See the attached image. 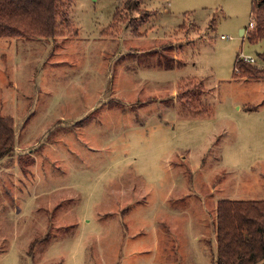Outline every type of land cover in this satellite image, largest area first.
Segmentation results:
<instances>
[{"label": "rangeland", "instance_id": "rangeland-1", "mask_svg": "<svg viewBox=\"0 0 264 264\" xmlns=\"http://www.w3.org/2000/svg\"><path fill=\"white\" fill-rule=\"evenodd\" d=\"M124 1L0 38V264H215L216 202L264 200V79L235 73L262 65L252 0H143L111 26Z\"/></svg>", "mask_w": 264, "mask_h": 264}, {"label": "trees", "instance_id": "trees-1", "mask_svg": "<svg viewBox=\"0 0 264 264\" xmlns=\"http://www.w3.org/2000/svg\"><path fill=\"white\" fill-rule=\"evenodd\" d=\"M74 1L0 0V38H55L63 32L64 7ZM143 6V0L124 1L116 8L111 26L131 21L132 13L141 15ZM250 12L255 16L247 38L254 44L264 41V0H252ZM131 33L144 36L137 28ZM257 57L261 66L243 62L237 55L236 75L264 79V48ZM14 136L13 119L0 116V160L14 152ZM215 210V264H264V200L219 199Z\"/></svg>", "mask_w": 264, "mask_h": 264}, {"label": "built area", "instance_id": "built-area-1", "mask_svg": "<svg viewBox=\"0 0 264 264\" xmlns=\"http://www.w3.org/2000/svg\"><path fill=\"white\" fill-rule=\"evenodd\" d=\"M254 20V18H251V22ZM221 39H226L227 37L221 36ZM239 59L242 60L243 62L254 64L255 59L253 57H248V56H239Z\"/></svg>", "mask_w": 264, "mask_h": 264}, {"label": "crops", "instance_id": "crops-1", "mask_svg": "<svg viewBox=\"0 0 264 264\" xmlns=\"http://www.w3.org/2000/svg\"><path fill=\"white\" fill-rule=\"evenodd\" d=\"M252 16V15H251ZM251 22V21H250ZM35 164V162H33V165ZM33 165H31V167L33 166ZM32 178H34L33 176H32ZM35 186H36V184H35Z\"/></svg>", "mask_w": 264, "mask_h": 264}, {"label": "water", "instance_id": "water-1", "mask_svg": "<svg viewBox=\"0 0 264 264\" xmlns=\"http://www.w3.org/2000/svg\"><path fill=\"white\" fill-rule=\"evenodd\" d=\"M243 32H244V30H243V29H241L240 33L242 34Z\"/></svg>", "mask_w": 264, "mask_h": 264}]
</instances>
